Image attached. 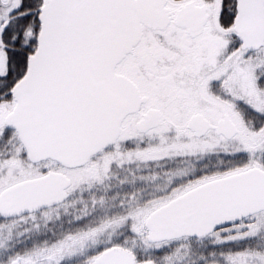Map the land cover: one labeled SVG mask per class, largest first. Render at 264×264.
<instances>
[{
	"label": "snow or ice",
	"instance_id": "snow-or-ice-1",
	"mask_svg": "<svg viewBox=\"0 0 264 264\" xmlns=\"http://www.w3.org/2000/svg\"><path fill=\"white\" fill-rule=\"evenodd\" d=\"M0 264H264V0H0Z\"/></svg>",
	"mask_w": 264,
	"mask_h": 264
}]
</instances>
